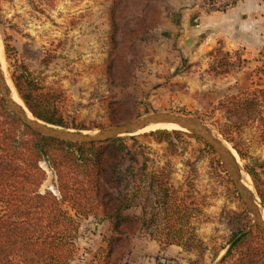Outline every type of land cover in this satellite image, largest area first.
<instances>
[{
	"label": "rangeland",
	"instance_id": "rangeland-1",
	"mask_svg": "<svg viewBox=\"0 0 264 264\" xmlns=\"http://www.w3.org/2000/svg\"><path fill=\"white\" fill-rule=\"evenodd\" d=\"M62 2L66 3L65 0ZM58 7H61L60 3L56 7L54 3L51 5L50 0H0L2 67L17 93L14 74L20 73L24 66L31 71V65L32 69L39 72L35 76L44 86L64 93L65 100L61 106L66 120H75L87 127L83 130H69L86 134L155 112L199 118L230 149L234 162L251 181L257 200L262 205L254 178L248 172L249 169L256 171L260 184L264 185L262 116L251 111L242 116L232 115L224 107L230 102L229 96L251 90L236 92L227 89L222 91L217 100L216 95L210 94L211 91L204 96L205 99H201L203 94L199 97V94L194 93L185 101H178L172 93L158 95L145 76L137 75L136 67L142 66L147 50L145 45L132 43L130 28L116 29L117 34L108 49V65L101 68L106 62L90 57L89 42L80 38L85 27L81 26L85 11L77 10L73 13ZM97 48L99 51L100 44ZM223 57L219 53L214 54L212 70L219 72L227 68L228 63L226 65ZM2 67L0 65L1 70ZM260 67L262 82L259 84L264 88V49ZM0 99L9 109L1 95ZM220 130L228 132L234 139L233 143H229ZM152 131L155 130H142L121 136L122 143L130 152L127 158L136 156L137 161L133 162V167L137 176L141 178L140 173L144 171L141 163L148 160L149 181L154 182L155 179L154 188L149 193V188H145L141 197L145 199V195L149 194V216L156 214V223L150 226V230L140 232L162 244L165 226L163 218L170 212L162 208L159 199L168 193L172 205H179L184 212L186 210L187 214L190 213V223L184 229L192 231L196 238L190 244L192 248L188 252L191 255L186 264H234L239 253L226 261L222 259L239 230H252L256 243H263L262 231H259L253 215L242 201L221 157L212 147L186 130H182L185 133L173 134L163 141H158L151 134ZM41 164L47 170L41 191L53 190L57 193L55 172L46 162ZM152 176L155 178L151 179ZM160 179L166 182V189L160 186ZM136 184H140V181H134L132 186ZM64 206L70 209L67 204ZM111 227L109 222L102 219V214L81 219L77 238V256L80 261L76 260V264H94L95 261L102 264H128V253L137 242L140 225L133 221L125 223L122 228L128 231V236L120 237L119 243H115L112 256L103 260L98 250L101 245H107L104 239L111 235ZM198 240L204 243L202 250Z\"/></svg>",
	"mask_w": 264,
	"mask_h": 264
},
{
	"label": "trees",
	"instance_id": "trees-1",
	"mask_svg": "<svg viewBox=\"0 0 264 264\" xmlns=\"http://www.w3.org/2000/svg\"><path fill=\"white\" fill-rule=\"evenodd\" d=\"M14 83L36 118L63 129H87L82 123L66 120L61 106L64 93L44 86L25 66L14 74ZM228 99L230 102L224 106L228 113L242 116L256 112L262 116L264 128V88ZM220 131L233 143L228 132ZM179 133L185 132L180 129L151 132L158 141ZM122 138L82 144L47 137L25 126L0 99V264H76V260L80 261L77 238L81 219L90 216L102 214V219L112 226L111 235L104 239L107 245L98 250L103 260L112 256L120 237L128 236V231L122 228L125 223L133 221L140 225L139 231L150 230L156 223V214L149 216L150 196L146 194L143 199L141 192L149 188V193L155 179L149 181L148 160L141 163L144 170L141 178L137 176L133 167L136 156L127 158L130 152ZM42 162L55 172L57 193L40 189L47 177ZM248 172L264 207V185L260 184L256 171ZM134 181L140 184L132 186ZM160 186L165 189L167 186L162 179ZM159 200L162 208L170 212L163 218L162 244H177L185 251L190 250L196 238L192 231L184 229L190 223V213L172 205L168 193ZM66 204L70 209L65 208ZM254 238L250 229L236 232L222 260L239 253L234 264H264V238L263 243H256ZM198 246L202 250V240H198Z\"/></svg>",
	"mask_w": 264,
	"mask_h": 264
},
{
	"label": "crops",
	"instance_id": "crops-1",
	"mask_svg": "<svg viewBox=\"0 0 264 264\" xmlns=\"http://www.w3.org/2000/svg\"><path fill=\"white\" fill-rule=\"evenodd\" d=\"M65 2L50 0L56 7L60 3L58 9L85 11L80 38L89 42L90 57L106 62L101 68L108 65V49L116 29L130 28L132 43L145 45L147 50L142 66L136 67L137 75L145 76L158 95L172 93L178 101H185L194 93L199 97L203 94L201 99H205L211 91L217 100L227 89L241 92L261 86L264 0H234L230 8L209 14L196 13L190 0ZM218 53L225 56L228 66L216 72L211 65ZM30 70L39 74L31 65ZM136 240L129 250L128 264H186L191 255L180 245H162L144 232L137 231Z\"/></svg>",
	"mask_w": 264,
	"mask_h": 264
},
{
	"label": "water",
	"instance_id": "water-1",
	"mask_svg": "<svg viewBox=\"0 0 264 264\" xmlns=\"http://www.w3.org/2000/svg\"><path fill=\"white\" fill-rule=\"evenodd\" d=\"M0 95L5 101L10 111L19 118L22 123L29 127L31 130L57 140L67 141L72 143H93L102 142L123 135L134 134L145 126L156 123H177L184 127L193 128L195 132H191L207 142L209 146L221 157L227 171L229 172L233 183L244 202L247 210L253 215V219L259 229L264 235V218L263 211L256 204L253 198L249 195L245 188L241 177L234 169L229 153L224 146L220 143L218 138L214 135L212 130L201 119L194 116L177 114L171 112H155L148 114L142 118H138L131 122L116 125L107 129L97 131L92 134H86L82 132H73L69 129L58 128L52 124L46 123L33 115V118L29 117L27 113L18 106L15 100L12 98L11 93L6 85V82L0 72ZM190 132V131H189Z\"/></svg>",
	"mask_w": 264,
	"mask_h": 264
},
{
	"label": "bare ground",
	"instance_id": "bare-ground-1",
	"mask_svg": "<svg viewBox=\"0 0 264 264\" xmlns=\"http://www.w3.org/2000/svg\"><path fill=\"white\" fill-rule=\"evenodd\" d=\"M0 62H1L0 65L2 67V64H4V63H2L3 62V47H2L1 43H0ZM4 69H3V67H2V70L0 68V72H1L3 78H4L5 82H6V85H7L8 89H9V91L11 93L12 98L15 100V102L18 104V106L20 108H22L27 113V115L29 117L33 118V116H32L33 114L30 113V111L27 109V107L24 104L23 100L20 98L19 94L17 93V91L15 89V86L12 85V82L10 81V78L8 77L6 70H4ZM157 129H169V130L182 129V130H186V131H190V132H195V130L193 128L184 127V126H181V125H179L177 123H164V122L151 123V124L145 126L140 131H142V130H157ZM218 140H219V138H218ZM219 141L224 146L226 151L229 153V155L231 157L232 165H233L234 169L236 170V172L238 173V175L241 177V179L243 181V184H244L245 188L247 189L249 195L253 198V200L256 202V204L259 207L262 208V210H263V218H264V208L261 205V203L257 200V196H256L255 191L253 190V186H252L251 181L249 180V178L245 174L242 173V171L238 168V166L234 162L235 158L232 155L230 149L224 145V142L222 140H219Z\"/></svg>",
	"mask_w": 264,
	"mask_h": 264
},
{
	"label": "built area",
	"instance_id": "built-area-1",
	"mask_svg": "<svg viewBox=\"0 0 264 264\" xmlns=\"http://www.w3.org/2000/svg\"><path fill=\"white\" fill-rule=\"evenodd\" d=\"M192 7L199 14H209L216 11H223L234 4V0H190Z\"/></svg>",
	"mask_w": 264,
	"mask_h": 264
}]
</instances>
